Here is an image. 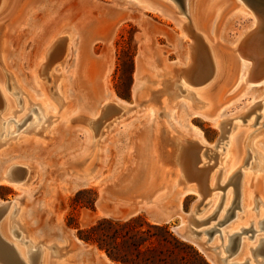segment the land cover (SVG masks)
<instances>
[{
	"label": "rangeland",
	"instance_id": "1",
	"mask_svg": "<svg viewBox=\"0 0 264 264\" xmlns=\"http://www.w3.org/2000/svg\"><path fill=\"white\" fill-rule=\"evenodd\" d=\"M162 1L176 6L182 15L172 14L165 9L161 12L143 10L127 0H14L11 8L0 16V29H6L11 37L8 68L0 63V79L5 78L2 68L15 71L31 86L44 85L51 100L59 105L57 77L62 72L67 79L65 87L70 93L72 113L69 121L61 120L58 116L44 119L38 103L42 97L30 100L28 108L24 110V93L7 81L0 105L10 103L13 108L7 113L5 108L0 107V144L10 137L19 142L0 153V157L7 161L8 167L16 163H29L34 170V178L21 189L0 185V203L19 200L30 213L26 223L39 231L43 239L52 243H55L56 237L65 239L68 241L66 250L77 254L79 249L77 252L76 246H80L86 253L107 264L111 263L95 245L77 241V230L67 225L70 214L75 215L76 223L81 228L89 227L102 218L128 220L142 215L151 225L169 227L184 244L177 248L181 256H190V251L194 249L208 264H212L195 244L183 240L178 234L182 230V218L192 209L199 196L195 193L174 195L169 192V186L161 185L163 179L157 157L158 140L151 121L148 98L157 97L160 89L169 90V107H176L173 111L175 122L215 147L209 152L210 155L220 152L224 139L232 131L237 133L238 130L233 140L232 155L234 161L241 162H237V169L231 178L218 182L220 202L209 217L202 213L207 200L197 202L195 221L189 226L190 234L217 258L218 264H264V213L259 214L261 209L264 212V203H260L259 196L250 198L248 202L251 205L242 211L240 190L244 180H248V185L257 195L264 191V167L257 163L256 151L258 157L261 154L253 142L258 136H264V83L249 88L244 80L238 79L241 64L236 52L237 41L243 40V30L256 18L264 17V0H217L223 2V7L218 10L207 6V0H201L198 7L201 33H195L199 37H203L204 33L209 35L214 51L224 58L226 64L221 80L209 92L214 110L221 109L222 129L201 118L188 116L183 103L194 102L190 94L201 88L195 83L193 85L190 78L204 72V55L207 52L204 54L201 51L192 33L184 32L181 28L179 17L188 12L189 0ZM68 30L74 32L71 57L61 63L62 66H56L57 72L52 73L54 83H40L36 70L43 52L57 34ZM209 30L212 32L209 33ZM188 63L192 66H185ZM173 67L184 72V77L172 73ZM156 68L163 69L159 78L151 79L158 81L157 84L145 83L137 94L134 87L137 78L152 76ZM167 79L174 82L172 88L167 87ZM160 81L162 84H159ZM260 97L262 99L257 101ZM111 99L132 106L125 107L120 117L110 118L102 125V151L98 160L93 157L88 161L89 166L98 167L99 173L94 181L81 185L75 179L77 167L87 156L91 133L95 136L96 130L80 120L86 118L88 111L99 108L104 101ZM54 120L55 128L46 135L45 130ZM18 167L20 165H14L11 169L17 177L20 174ZM216 169L217 173L223 171L220 166ZM247 173L249 176H246ZM160 188L165 190L155 193ZM86 189H94L97 193L94 211L72 205L76 194ZM228 189L232 204L224 217L218 218ZM153 194L155 197L150 200L162 196L156 202H148V195ZM241 213L244 219L236 228L228 230L236 215ZM15 221V217L10 218V227L16 225L19 228V223ZM18 233V230L14 232L12 229L10 239L16 241ZM241 250L246 255L235 261ZM78 261L76 257L74 264H78ZM193 263L197 264L196 261Z\"/></svg>",
	"mask_w": 264,
	"mask_h": 264
},
{
	"label": "bare ground",
	"instance_id": "2",
	"mask_svg": "<svg viewBox=\"0 0 264 264\" xmlns=\"http://www.w3.org/2000/svg\"><path fill=\"white\" fill-rule=\"evenodd\" d=\"M13 1L14 0H0V16L11 8V6L13 5ZM127 1L133 6H136L143 10L161 12L163 9H165L169 10L172 14L177 15V13H179V15H182V13L179 12L176 6H172L162 0ZM200 1L201 0H189L187 4L188 12L185 13V16L179 17L180 23L182 25L181 28H183L184 32L192 33L195 41L199 42L201 51L203 53L207 52L208 54L207 56V54L204 53L205 73L201 72L195 75L194 77L192 76V78H190L192 80L190 82H193V85L197 84L201 88L199 87L200 89L194 92V94H190V97H192L194 102L189 101L188 103H183V105L189 112V118H201L202 120L211 122L222 129L221 125L224 122L221 121V109L219 108L218 110H214V105L212 101L213 98L211 99L209 97V92H211V90L213 91V87L221 80L226 68V64L224 63L225 61H223L224 58H222V56H219L218 52L214 51L211 41L209 39V35L204 33L203 37H199L198 34H196L200 31L201 28L200 24L198 23V7H200ZM206 5L214 7L218 10V8L221 9V7H223V2H217V0H207ZM214 17L215 16H213V18ZM211 32L212 31L209 30V33ZM252 33L253 36H250L252 35ZM241 35V38H243V40L237 41L236 44V52H238L241 64V66L239 65L238 79L244 80L249 86V88L252 86H259L260 84L264 83V17L256 18V21L252 22L251 25L244 29ZM10 38L6 29H0V63H3L6 68H8L7 63L11 47ZM73 39V30L62 31L52 39L49 46L43 52L42 60L38 64L36 70V76L41 79L40 83L44 81L54 83L52 81V73L57 72L56 66H62V64L65 63L69 57H71L73 53L71 49V43ZM59 48L62 49L61 52L58 53ZM191 56L192 55H190V57ZM191 58L190 60L192 61ZM188 64L185 66H192L191 63ZM167 70L169 72V69ZM2 71L5 78L4 80L0 79V102H3L2 96L4 97V87L8 81L13 88H19L24 93V110L28 108L30 100H35V98L40 99L39 97H42L41 102H37L40 105V109L43 113L44 119H49L52 116H58L61 118V120L65 119L66 121H69V119L72 117V113L70 112V93L66 89L67 87H65V82L67 79L65 80L66 77L62 74V72L59 74L60 76L57 77V91L60 95V98H57L60 105L59 106L58 104H56V102L51 100V98L47 94L44 85L38 84L41 87V89H39V86L36 84H33V86L27 84L23 78H21L17 73H15V71L11 70L10 72L4 68H2ZM161 71L163 72V69L156 68L155 73L152 76L145 75L143 77H138L137 82L134 86L136 93L137 91L144 88L145 83L147 84L148 82H150L151 84H157L156 82L158 81H151V79L153 80V78L155 77L159 78L161 76ZM172 73H179L181 76L185 75L184 72L178 71L174 67ZM169 74L171 73L169 72ZM191 74L193 75V73ZM164 75L166 76V74ZM184 79L187 80L186 77ZM167 81H169V79H167ZM173 83V81H169L166 82V85L167 87L172 88V86L174 85ZM159 84H162L161 81L159 82ZM200 84H203L204 87ZM158 88H160V85L158 86ZM156 92L158 93L159 91ZM170 95L171 94L169 90L162 91L160 89V92L159 94H157V97H151L150 100L148 98L151 121L153 122L154 128L156 130V137L158 140L157 144L159 149L157 151V157L158 161L161 164V177L163 179V183H161V185L164 184L169 186L171 190L169 192L174 195L184 196L190 193H195L199 196V199L194 203L192 209L182 218V230L179 231L178 234L183 240L191 241L193 244H195L196 247L201 251V253H203V255L208 259V261H210L212 264H218L217 258L214 257L211 253H209V251L202 244V242L193 238V236L189 232V226L192 221H195L194 210L197 206V202H201V200H207L206 208L202 210L203 216L209 217V215H211L215 211L218 203L220 202V194L217 193V191H219L217 186L218 182H223L231 178L233 173L237 169V162H241V160H238L237 162L234 161L235 158L233 159L232 155L233 140L235 136H237L235 134L238 133V130L236 131L237 133H235V131H232L227 137L225 136V141L224 143L222 142L223 145L222 148H220L221 151L214 152L215 155L211 154L214 155L211 157L209 152H211L215 147L209 146L200 135H195V133L192 134L191 132H187L184 128H182L175 122L176 120H174L173 111L176 107H169V98L171 97ZM261 99L262 97L257 98L256 100L259 101ZM129 106L132 105H123L120 101L115 99L106 100L101 104L99 108L91 109L90 111H88V113L86 112V118H82L80 120L81 123H89V126L95 128L96 133L95 136L91 133V143L88 147V152L85 151L87 153V156L85 155L84 159L81 161V163H79L77 167L75 179L79 184L85 185L94 181L97 178V174L99 173L97 169L98 167L89 166L90 162L88 161L93 157L95 160H98L99 153L102 151V125L110 118L120 117V114L123 110H125V107ZM0 107L5 108V110L8 111L7 113H9L13 108L10 103H8V105L6 106L5 102L2 103ZM59 107H61V109H59ZM76 110L78 109L76 108ZM127 111L128 110H126V112ZM55 123V120L51 122L50 126H48V128L45 130L46 135L51 134V132L55 128ZM18 142L19 140L14 137H10L6 141H2V144H0V153L3 154L7 150L13 148L16 144H18ZM253 142L254 147L261 154V156L258 157L259 153L256 151L258 161L257 163L260 165V167H264V136H258L257 139ZM6 163L7 161L0 157V185H10L17 189H21L26 187L30 183V181L33 180L34 170L30 168L29 163H16L11 165L10 167H8ZM14 165H20V167H18L20 168L18 169L20 171L18 177L14 172H11L12 166ZM218 166L222 167L223 169V171L220 173H217L216 168H218ZM248 174L249 173L245 175L249 176ZM250 185L252 186L251 183ZM167 186H165V188ZM165 188H160L155 193L164 191ZM240 190H242V211L243 208L247 207L248 205H251L248 200L250 198H256V196H259L260 203H262L263 205L264 191L257 195L256 192L253 191L248 185V180H244V184H242V188ZM154 197V194L151 196L148 195V199H152ZM231 200V192L228 189L226 193V198L222 204L220 211L218 212V218L224 217L226 210H228V208L232 204ZM260 211L261 212H259V214L264 213L262 209ZM236 216L237 218L235 217L236 219L234 220V222L231 223L232 225L228 226V230L236 228L239 225L240 220L244 219V215L242 213L237 214ZM11 217L16 218V221L19 223L20 230L18 227H16V225L10 227ZM27 217H30V213L28 210H26V208H24V205L19 202V200L15 199L9 202L0 203V258H4L11 264H74V259H76L77 254H75V252H72L71 250L65 249V245L68 241L56 237L55 243H52V241L50 240L47 241L43 239V236L40 234L39 231L33 230L26 223L25 220ZM12 229H14V232H17V230L19 232L17 238H15L16 241L11 240L12 238L10 239L9 237L10 231H12ZM77 241L81 242V240L79 239H77ZM238 252L239 251H237V253ZM101 253L105 256L106 260L111 261L103 251H101ZM245 255L246 252L241 250L240 254L238 255L237 259H235V261L239 260L240 258H243ZM0 264H2V262H0Z\"/></svg>",
	"mask_w": 264,
	"mask_h": 264
},
{
	"label": "trees",
	"instance_id": "3",
	"mask_svg": "<svg viewBox=\"0 0 264 264\" xmlns=\"http://www.w3.org/2000/svg\"><path fill=\"white\" fill-rule=\"evenodd\" d=\"M98 196L94 189L79 191L72 199L75 207L95 210ZM67 225L77 230V238L95 245L98 250L118 264H208L196 250L190 256H181L177 248L184 244L167 225H151L144 216L128 220L99 219L93 225L81 228L74 214L68 216ZM193 260V261H192Z\"/></svg>",
	"mask_w": 264,
	"mask_h": 264
},
{
	"label": "crops",
	"instance_id": "4",
	"mask_svg": "<svg viewBox=\"0 0 264 264\" xmlns=\"http://www.w3.org/2000/svg\"><path fill=\"white\" fill-rule=\"evenodd\" d=\"M162 195H160L159 197L153 199V200H150L148 202H156L158 199H160ZM79 247V248H78ZM79 249V252H78V249ZM76 249H77V254H78V264H107L106 262L102 261V260H99L97 259L96 257H94V255L92 254H89V253H86L82 247L80 246H76ZM100 251V250H99ZM109 263L111 264H118V263H114L112 261H108Z\"/></svg>",
	"mask_w": 264,
	"mask_h": 264
},
{
	"label": "water",
	"instance_id": "5",
	"mask_svg": "<svg viewBox=\"0 0 264 264\" xmlns=\"http://www.w3.org/2000/svg\"><path fill=\"white\" fill-rule=\"evenodd\" d=\"M188 213V212H187ZM188 233V232H187ZM189 234V233H188ZM190 235V234H189ZM191 236V235H190ZM1 242V241H0ZM0 262H2V264H11L10 262H8L7 260H5L4 258H0Z\"/></svg>",
	"mask_w": 264,
	"mask_h": 264
}]
</instances>
